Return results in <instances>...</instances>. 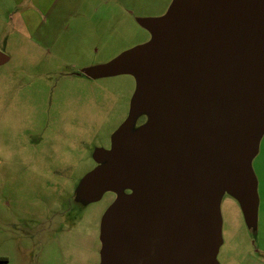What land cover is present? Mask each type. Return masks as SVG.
Returning a JSON list of instances; mask_svg holds the SVG:
<instances>
[{"label":"rangeland","instance_id":"1","mask_svg":"<svg viewBox=\"0 0 264 264\" xmlns=\"http://www.w3.org/2000/svg\"><path fill=\"white\" fill-rule=\"evenodd\" d=\"M175 1L0 0V264H264V131L253 188L218 195L212 243L183 244L194 233L172 223L166 239L129 162L156 97L123 58Z\"/></svg>","mask_w":264,"mask_h":264},{"label":"water","instance_id":"2","mask_svg":"<svg viewBox=\"0 0 264 264\" xmlns=\"http://www.w3.org/2000/svg\"><path fill=\"white\" fill-rule=\"evenodd\" d=\"M148 25L152 40L123 60L156 97V114L127 156L146 175L148 211L165 207V238L172 223L194 233L183 244L212 243L218 195L229 186L247 196V159L264 131V0H176ZM170 185L177 196L169 202L165 191L155 194Z\"/></svg>","mask_w":264,"mask_h":264},{"label":"crops","instance_id":"3","mask_svg":"<svg viewBox=\"0 0 264 264\" xmlns=\"http://www.w3.org/2000/svg\"><path fill=\"white\" fill-rule=\"evenodd\" d=\"M2 53H3V52H2ZM4 54H5V53H4ZM9 60H10V58L8 57V60L4 61V62L1 63V64L7 63ZM1 64H0V65H1Z\"/></svg>","mask_w":264,"mask_h":264}]
</instances>
